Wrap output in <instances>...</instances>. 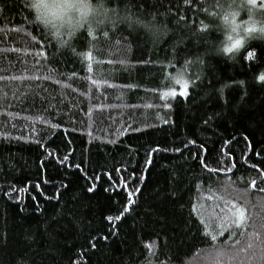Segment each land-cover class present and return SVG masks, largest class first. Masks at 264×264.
<instances>
[{"label":"trees","instance_id":"1","mask_svg":"<svg viewBox=\"0 0 264 264\" xmlns=\"http://www.w3.org/2000/svg\"><path fill=\"white\" fill-rule=\"evenodd\" d=\"M108 2L117 16L151 13L170 30L153 41L119 22L62 33L61 43L23 0H0V264H260L210 252L264 249V40L216 54L221 0ZM118 40L131 67L119 64ZM89 50L91 71L80 55ZM177 72L187 96L169 78ZM170 88L176 96L163 99ZM200 145L209 167L231 172L205 171ZM232 200L247 225L226 231L214 218Z\"/></svg>","mask_w":264,"mask_h":264},{"label":"clouds","instance_id":"2","mask_svg":"<svg viewBox=\"0 0 264 264\" xmlns=\"http://www.w3.org/2000/svg\"><path fill=\"white\" fill-rule=\"evenodd\" d=\"M32 11L33 18L42 22L49 33L78 32L81 28H98L115 19L108 0H23ZM214 17V27L219 39L214 41L213 51L224 54L225 47H231L236 40L243 47L253 39L264 40V0H221ZM107 10V11H106ZM85 13L87 15L85 16ZM119 22L135 30H143L153 41H158L170 29L162 22L152 18H136L135 15H120ZM138 21V22H137ZM238 48V49H239ZM238 49H233L236 51Z\"/></svg>","mask_w":264,"mask_h":264},{"label":"snow or ice","instance_id":"3","mask_svg":"<svg viewBox=\"0 0 264 264\" xmlns=\"http://www.w3.org/2000/svg\"><path fill=\"white\" fill-rule=\"evenodd\" d=\"M253 2L255 3V0H253ZM185 3H188V0H185ZM220 5L219 3L216 5V7L218 8ZM107 11V10H106ZM112 12L114 14H116V9H112ZM87 15V13H85V16ZM149 15L152 17V19H155V15L154 14H151L149 13ZM130 18V16H129ZM120 19H122L121 17L119 16H116L115 19H110L108 21L107 24H105L103 21H100L98 22L101 26L100 27H106L108 25H116L117 23H119ZM138 22V21H137ZM89 29V35H93L94 36V32H93V28L91 26H88L87 27ZM99 28V27H98ZM208 28V25H201V29L204 30V29H207ZM111 30V28H109V30H105L102 32V36L107 38L109 37V31ZM69 36H72L73 35V32H69L68 33ZM57 36L61 37V43H66L62 36L63 34L62 33H57ZM33 39H35V37H33ZM123 39V37H122ZM96 43V40L95 38L89 42V46L90 48L93 47ZM116 44L117 45H120V47H117L115 48L114 50L118 53H120V55L123 57L122 59L119 60V64L120 66L122 67H131V61L128 60V53L131 51V47L130 46H126L127 42L125 41L124 44H121V41H116ZM241 44V41L240 40H236L231 47H225V53H233V49H238L239 46ZM73 51H75V49H73ZM143 51L140 52V55H143ZM80 55L84 56L88 61H89V65H88V70L91 71L92 70V64H91V60H92V56H93V53L91 50L87 51V52H83V53H80ZM255 56V50H249L247 52V57L248 58H254ZM138 63H154V61L152 60H138L137 61ZM109 63L111 64L112 62L109 61ZM70 76H75L76 74L75 73H70L68 74ZM175 84H178L180 85L181 87V91H180V95L181 96H187V87H188V83L186 81L183 80V73L182 72H177L174 76H170L169 77ZM0 79H3V77H0ZM89 81L91 82L92 85H99L101 83L103 84H107L108 81L107 80H99V79H93L92 76H89L88 77ZM258 80L260 81H264V73H262L261 75L258 76L257 78ZM57 83H60V81H57ZM241 83H243L241 81ZM176 89L175 88H170L168 89L167 91L163 92L161 95H162V98L163 99H166L168 98L169 96L171 97H175L176 96ZM164 107L165 108H169L170 105L165 103L164 104ZM91 111V109L89 110ZM165 123H167V121H165ZM53 127H57V125H53ZM246 139V138H245ZM189 143H195V141H190ZM229 142L228 141H225V144H228ZM251 147V145L249 144V148ZM159 146H157V148L153 149L152 151H159ZM166 150V149H165ZM200 150H201V156H200V164L201 166L203 167V169L207 172H211V173H215L217 171H220V172H231V168H214V167H209V165L207 163L204 162L205 160V155L204 153L207 152V149L204 148L203 145H200ZM176 151H180V149H176ZM221 153H223V148L220 149ZM214 153L213 154H209L208 156V159H212ZM229 155H230V152H229ZM65 160H67V157H65ZM63 163V161H62ZM146 164H151V153H149V158L147 161H145ZM235 165H233L234 167ZM76 168L79 169V165H75ZM119 171V170H117ZM260 176L264 177V171H262L260 173ZM144 176L141 175L139 177V179L141 181L144 180ZM91 179V178H89ZM96 179L98 180L99 179V176L96 177ZM38 186V185H37ZM251 187H255L256 186V180H252L251 181ZM96 187L95 184L92 185V187L88 188V191L91 192L94 188ZM14 191V189H12ZM20 191H24L23 188L20 189ZM135 191L138 193L140 191L139 187H137L135 189ZM260 191L264 192V188L260 189ZM129 199H128V205H131L133 204V199H132V196H133V193L132 192H128L127 193ZM17 199L19 200L20 197H17ZM36 212H40V207L39 205L36 206ZM128 206L126 205L124 207V210L118 215L116 216L115 218L111 215L107 216L106 219L109 220V221H113L114 219L115 220H120L121 217L124 216V214L126 212H128ZM195 206H193V211H195ZM213 212H215V209H213ZM203 218V217H202ZM215 221H218L219 222V227L220 228H223L225 229L226 231H231L233 228H243L247 225V215H246V209L241 206L240 204H238L235 200H232L230 202H226L225 203V206L224 208L220 209V213L219 214H216L215 215ZM212 221H210V224H211ZM205 231H211V227L209 225V227H206L205 228ZM218 234H222V233H218ZM254 235H258V234H255ZM212 239L213 240H216L217 239V236L216 235H213L212 236ZM239 242H237L238 244ZM93 248L96 247L95 244L92 245ZM245 254L247 255V258L249 261H256V260H259L260 261V264H264V249H261L259 254H257V252L253 249V245L251 243L247 244L245 247H237L235 249H229V248H226V247H213L211 249V252H210V256L216 260V261H221L223 260L224 258H227L229 260H235L237 257H239L241 254Z\"/></svg>","mask_w":264,"mask_h":264},{"label":"rangeland","instance_id":"4","mask_svg":"<svg viewBox=\"0 0 264 264\" xmlns=\"http://www.w3.org/2000/svg\"><path fill=\"white\" fill-rule=\"evenodd\" d=\"M258 2H259V0H258ZM176 89V88H175ZM180 90H181V88H180ZM176 92H177V89H176Z\"/></svg>","mask_w":264,"mask_h":264}]
</instances>
